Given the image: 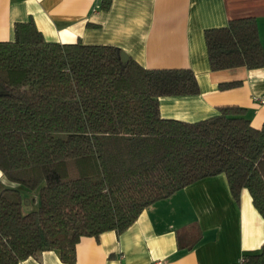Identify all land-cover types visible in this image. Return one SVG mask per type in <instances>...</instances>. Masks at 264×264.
I'll return each instance as SVG.
<instances>
[{
  "label": "trees",
  "instance_id": "1",
  "mask_svg": "<svg viewBox=\"0 0 264 264\" xmlns=\"http://www.w3.org/2000/svg\"><path fill=\"white\" fill-rule=\"evenodd\" d=\"M203 34L211 71L264 67L254 17ZM121 51L46 40L32 18L0 41L1 177L38 191L27 210L31 192L0 188V264L46 250L74 263L82 236L121 232L156 201L219 173L236 201L247 189L264 217V123L252 126L237 104L194 122L160 116L159 96L198 94L194 72L148 69ZM242 258L264 264V243Z\"/></svg>",
  "mask_w": 264,
  "mask_h": 264
},
{
  "label": "crops",
  "instance_id": "2",
  "mask_svg": "<svg viewBox=\"0 0 264 264\" xmlns=\"http://www.w3.org/2000/svg\"><path fill=\"white\" fill-rule=\"evenodd\" d=\"M0 0V41L13 38L16 21L32 18L46 40L111 44L148 69L190 68L195 95L157 98L160 116L194 122L217 113V107H245L250 123H264V67L211 71L204 30L229 19L254 17L264 46V0ZM241 80L220 89L219 84ZM1 177V172H0ZM264 243V217L247 189L232 196L225 174L199 179L145 208L121 232L82 236L76 260L64 263L55 250L18 264H232Z\"/></svg>",
  "mask_w": 264,
  "mask_h": 264
},
{
  "label": "rangeland",
  "instance_id": "3",
  "mask_svg": "<svg viewBox=\"0 0 264 264\" xmlns=\"http://www.w3.org/2000/svg\"><path fill=\"white\" fill-rule=\"evenodd\" d=\"M5 187H15L18 188L22 191L23 195H27L29 192H31L30 197H26L25 200L28 201V204L30 205V199H34L37 196L38 200V191L32 192L27 190L26 188H23L22 186L18 185L17 183L11 182L8 179H6L4 176L0 178V188H5ZM25 208L28 210L30 208H27L26 202H25Z\"/></svg>",
  "mask_w": 264,
  "mask_h": 264
},
{
  "label": "built area",
  "instance_id": "4",
  "mask_svg": "<svg viewBox=\"0 0 264 264\" xmlns=\"http://www.w3.org/2000/svg\"><path fill=\"white\" fill-rule=\"evenodd\" d=\"M256 101L258 103H264V95L262 96H258V97H255ZM157 264H161V262H158ZM232 264H245L244 261H243V258L241 257L240 259L236 260L234 263Z\"/></svg>",
  "mask_w": 264,
  "mask_h": 264
},
{
  "label": "water",
  "instance_id": "5",
  "mask_svg": "<svg viewBox=\"0 0 264 264\" xmlns=\"http://www.w3.org/2000/svg\"><path fill=\"white\" fill-rule=\"evenodd\" d=\"M121 58H122V60L126 61L128 59V55L125 52L121 51ZM0 92H4V89H3L1 84H0ZM25 202H26L27 208H30L28 201L25 200Z\"/></svg>",
  "mask_w": 264,
  "mask_h": 264
}]
</instances>
